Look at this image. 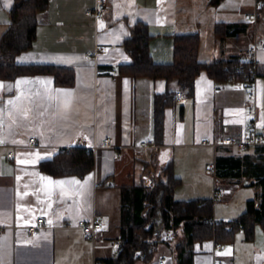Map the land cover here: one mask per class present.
Returning a JSON list of instances; mask_svg holds the SVG:
<instances>
[{"label":"crops","instance_id":"crops-1","mask_svg":"<svg viewBox=\"0 0 264 264\" xmlns=\"http://www.w3.org/2000/svg\"><path fill=\"white\" fill-rule=\"evenodd\" d=\"M97 1L49 0L37 15L32 46L15 57L18 64L68 67L72 84H56L51 73L0 76V264L102 262L116 252L120 186L150 187L170 163L180 179L175 199L214 197L217 221L237 217L255 197L251 182H219L208 168L219 139H240L252 123L256 130L264 128V73L257 75L252 102L244 81H217L206 70L196 75L193 94L187 95L176 79L134 75L120 66L131 60L123 43L139 21L147 24L156 63L172 62L174 34L189 32L199 34L201 61L246 59L247 48L264 39V9L258 11L256 0H105L108 6L98 17L87 14ZM14 2L0 0V42ZM219 23L238 31L220 34ZM96 47L104 50L88 58ZM257 61L264 64V47ZM167 91L184 96L164 108L158 141L154 97ZM107 137L110 146L102 143ZM142 141L150 144L141 146ZM79 145L94 152L89 173L54 176L41 167L61 149ZM40 216L46 217L45 226L28 235L26 226ZM95 216L104 229L90 239L77 222ZM216 244L196 242L194 264H264L260 226L252 239L238 231L232 247ZM171 255L172 246L162 240L152 260L137 264H160L163 257V264H176Z\"/></svg>","mask_w":264,"mask_h":264},{"label":"trees","instance_id":"trees-1","mask_svg":"<svg viewBox=\"0 0 264 264\" xmlns=\"http://www.w3.org/2000/svg\"><path fill=\"white\" fill-rule=\"evenodd\" d=\"M219 2V0H214ZM49 0H15L10 9L11 25L0 42V76L15 78L19 74L51 73L56 84L74 82L72 69L52 64H18L16 55L32 46L35 39L37 15L47 8ZM264 9V3L262 5ZM220 34H235L233 24H218ZM151 35L147 24L139 21L123 45L131 56L120 68L134 75L161 76L176 79L187 95H192L194 80L201 70L217 81H244L246 59L232 57L210 62L198 57L200 38L197 32L174 34L173 60L170 63L153 61L149 42ZM256 75L264 73V64H256ZM176 101V93L167 91L154 97V117L158 141L163 131L164 108ZM212 166L219 182H251L256 187L255 197L247 202V208L230 220L214 219L215 198L177 200L175 187L180 179L174 175L172 163L155 178L150 187L143 183L120 186V249L102 259V264H137L152 260L162 241L160 233L172 229L177 235L175 245L176 264H194L195 244L213 239L217 244L233 242L236 232L243 231L252 239L256 227L264 230V145L239 150L235 146L217 145ZM94 152L83 146L63 148L41 167L54 176H83L93 170Z\"/></svg>","mask_w":264,"mask_h":264},{"label":"built area","instance_id":"built-area-1","mask_svg":"<svg viewBox=\"0 0 264 264\" xmlns=\"http://www.w3.org/2000/svg\"><path fill=\"white\" fill-rule=\"evenodd\" d=\"M264 3V0H256V6L260 11V8L262 7ZM107 2L105 0H98L96 2V5L92 9H88L86 12L87 14H94L96 17H98L106 8H107ZM257 17V14H254L253 16H250L251 19H254ZM264 47V39H258L257 41H254L245 51L246 56V62L247 66L244 68L243 66L238 67L239 71L244 70V83L247 88V98L249 101L254 102L257 99V93H258V83H257V75H256V64L257 61V52L258 50ZM104 49L102 47H96L93 53L88 55V58L95 59L96 55L100 52H102ZM183 93L178 92L176 93V101L180 102L183 98ZM249 111L251 113L255 112V107L250 105ZM32 143L36 142V137H33L31 139ZM104 146H110V138H105L102 141ZM141 146H148L150 144L149 141H142ZM217 145H229V146H235L239 150H247L250 147H254L257 145H264V128L261 130H256L255 124L252 123V129L250 132L245 133L240 139H235L232 136H226L218 140L216 143ZM13 152H9L8 156L12 157ZM211 165L208 168V171L212 169ZM147 184V183H146ZM219 192H216L218 194ZM46 224V217L40 216L35 223L30 224L26 226V231L28 235H32L36 233L40 228L44 227ZM77 226L83 230L87 238L94 239L96 235L99 232H102L104 229V222L102 219L98 216L93 217V219L86 221V220H80L77 222ZM4 227L0 226V235L3 232ZM160 238L164 241L169 242V244L172 246V255L171 258L175 259V253L173 250H175V245L177 241V235L174 233L172 229H164L160 233ZM113 248L118 251L120 249V242L115 241L112 243ZM223 243L216 244V248L221 249L223 248ZM229 246H233V242L229 243ZM165 262V258H161L159 260L160 264H163ZM95 264H102L101 261L97 260Z\"/></svg>","mask_w":264,"mask_h":264},{"label":"snow or ice","instance_id":"snow-or-ice-1","mask_svg":"<svg viewBox=\"0 0 264 264\" xmlns=\"http://www.w3.org/2000/svg\"><path fill=\"white\" fill-rule=\"evenodd\" d=\"M17 83H20L19 81ZM59 183V182H58Z\"/></svg>","mask_w":264,"mask_h":264}]
</instances>
